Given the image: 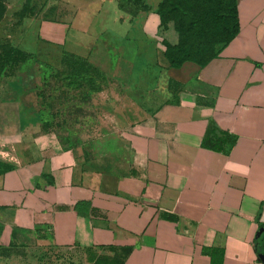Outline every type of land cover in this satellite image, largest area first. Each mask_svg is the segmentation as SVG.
I'll return each mask as SVG.
<instances>
[{
    "label": "crops",
    "instance_id": "0c3cea01",
    "mask_svg": "<svg viewBox=\"0 0 264 264\" xmlns=\"http://www.w3.org/2000/svg\"><path fill=\"white\" fill-rule=\"evenodd\" d=\"M22 1H4L0 35L58 63L61 50L81 55L107 83L89 92L97 129L70 142L42 126L32 68L0 74V161L11 164L0 172V264L74 246L82 262L69 264H263L253 239L264 221V0H236L238 30L218 55L177 67L163 56L161 38L176 33L160 29L158 0L130 19L117 0H88L83 27L56 6L23 16L18 38L1 32Z\"/></svg>",
    "mask_w": 264,
    "mask_h": 264
},
{
    "label": "trees",
    "instance_id": "16d2710c",
    "mask_svg": "<svg viewBox=\"0 0 264 264\" xmlns=\"http://www.w3.org/2000/svg\"><path fill=\"white\" fill-rule=\"evenodd\" d=\"M117 8L125 11L129 19L138 10L147 9L145 0H117ZM129 5H134L130 8ZM30 0H23L20 7L13 11L18 22L23 16L31 15ZM5 9L4 0H0V18ZM155 11L160 29L168 22L176 33V40L169 42L161 38L163 56L168 65L177 67L184 61L204 65L218 55L220 48L227 43L238 30L236 0H158ZM28 52L23 51L8 40L0 41V74L5 66L20 62L19 70L32 68ZM26 59V63L23 61ZM37 61V60H36ZM39 61V60H38ZM59 64L68 68V74L76 82L83 81L89 92L98 91L107 83V77L95 65L83 56L68 50H61ZM9 73V72H6ZM88 92V94H89ZM42 126L47 127L45 121ZM11 168V164L0 161V172ZM260 232L253 239L255 252H264V221L259 224ZM124 252L127 247H124ZM110 264L111 259L100 256L94 264Z\"/></svg>",
    "mask_w": 264,
    "mask_h": 264
},
{
    "label": "rangeland",
    "instance_id": "374dc122",
    "mask_svg": "<svg viewBox=\"0 0 264 264\" xmlns=\"http://www.w3.org/2000/svg\"><path fill=\"white\" fill-rule=\"evenodd\" d=\"M6 2V0H4ZM66 1V2H65ZM31 16L33 17H53L55 7H60L61 13L74 11V26H88V0H30ZM133 8L134 5H129ZM60 14V13H59ZM112 14V11H111ZM15 15L11 14L2 25L1 32L10 34L14 32V37L19 36V31L15 30L19 24L14 21ZM72 26V28L74 27ZM29 31V27H27ZM134 34L139 35V31L130 29ZM32 35V34H31ZM28 40V47L32 49V44ZM22 38H28L27 33ZM1 40H8L7 36L0 35ZM36 50V49H32ZM29 56L32 64V72L35 84L33 86L36 96L38 111L42 121L46 126L57 131L61 139L74 142L79 139L88 140V137L94 133L99 125L97 113L99 108L94 102H89V90L85 82H76L75 77L68 74V68L59 64L55 56H42L39 58L34 52ZM37 60V61H36ZM39 60V61H38ZM26 63V59L23 61ZM20 62L8 64L3 72H14L19 70ZM95 106V107H94ZM97 123V124H96ZM83 250L80 247L70 248H49L33 249L28 253L32 256L29 264H69L82 262Z\"/></svg>",
    "mask_w": 264,
    "mask_h": 264
},
{
    "label": "water",
    "instance_id": "95a60500",
    "mask_svg": "<svg viewBox=\"0 0 264 264\" xmlns=\"http://www.w3.org/2000/svg\"><path fill=\"white\" fill-rule=\"evenodd\" d=\"M262 229V227L260 226L257 231L256 234H258L260 232V230ZM258 257L260 258V260L262 261V263L264 264V255L262 253H258Z\"/></svg>",
    "mask_w": 264,
    "mask_h": 264
}]
</instances>
